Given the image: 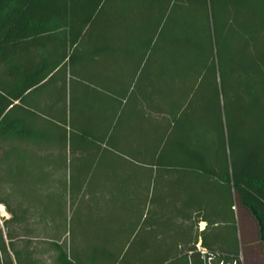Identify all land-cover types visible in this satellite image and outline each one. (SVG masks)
Instances as JSON below:
<instances>
[{
	"label": "rangeland",
	"instance_id": "1",
	"mask_svg": "<svg viewBox=\"0 0 264 264\" xmlns=\"http://www.w3.org/2000/svg\"><path fill=\"white\" fill-rule=\"evenodd\" d=\"M242 5L254 15L246 40L252 54L226 76L218 71L216 83L189 105L187 92L201 80L193 70L191 18L169 16L158 27L141 20L140 28L130 18L104 15L77 44L67 40L69 57L42 87L50 108L37 109L35 119L28 116L37 134L64 129L67 150L51 160L44 141H28L41 151L25 148L26 140L11 141L2 130L10 116L0 125V264H62L60 247L74 264H246L243 253L258 238L255 232L242 236L241 211L234 206L232 212L228 202L232 191L201 174L183 185L181 177H169L174 170L159 168L186 164L187 148L208 135L200 112L214 107L226 126V109L231 111L239 137L244 117L263 160L264 103L255 95L264 89L257 74L264 62L249 56L264 49V19L254 14H260L259 0ZM240 22L244 30L248 22ZM58 38L64 51V37ZM46 45L29 54L32 66L45 60L53 65L59 51ZM7 65L0 63L4 87L9 81L18 87L22 74L16 70L23 68L9 73ZM140 97L141 110L133 111ZM59 112L65 126H57ZM129 141L141 144V155ZM201 217L209 228L200 236L209 237L198 242Z\"/></svg>",
	"mask_w": 264,
	"mask_h": 264
},
{
	"label": "trees",
	"instance_id": "2",
	"mask_svg": "<svg viewBox=\"0 0 264 264\" xmlns=\"http://www.w3.org/2000/svg\"><path fill=\"white\" fill-rule=\"evenodd\" d=\"M243 1L245 0H0V63L9 64L6 66L8 72L23 68L21 71L16 70L22 76L17 93L12 99H19L24 103L26 91L46 82L69 57L67 40L70 41V46L77 44L83 33L100 17L130 18L131 21L138 22L141 28V20H144V25L153 23L158 27L166 18L175 15L178 19L191 18L193 22V70L197 76L201 75V80L187 92L185 103L189 105L196 96L199 101L202 88H209L214 81L216 83L218 71L226 76L230 70L243 66L242 60L246 54H252L246 40L248 41L249 30L252 29L248 26L254 23V15L242 5ZM259 1L262 6L260 14H254L263 20L264 0ZM242 18L248 22L244 30L241 28L243 23L240 22ZM58 35L64 37V51ZM42 38L45 41L42 42ZM46 42L57 48L58 56H55L53 65L47 66L46 60L40 63L35 61L36 65L32 68L31 61L34 60L29 58V54L36 47L47 48ZM259 49L262 51L260 55L253 54L249 58L256 57L264 62V49ZM257 74L264 86V65L258 69ZM255 96L260 103H264V89ZM0 97L1 125L9 116L10 110L7 109L13 104V100L2 94ZM208 112L209 109L206 108L200 112L204 118L203 123L207 122L206 138L197 140L194 148H187L184 166L167 164L166 168L174 170L182 178L183 185L195 183V178L192 177L201 174L214 178L218 184L232 191L231 201H228L231 202L230 209L233 212V207L236 206L252 216L258 228L259 240L264 245V157L261 160L260 154L254 150L259 144L256 145L254 135L245 126L244 117H241L243 136L239 137L238 125L234 121L236 118L231 111L226 109L225 112L227 126L226 123H220L218 108H211L210 113ZM8 129L9 124L2 127L4 132ZM47 130L45 134H48ZM248 134L252 137H248ZM222 195L225 199L226 193ZM224 207L229 210L226 205ZM60 250L61 263L74 264L61 247Z\"/></svg>",
	"mask_w": 264,
	"mask_h": 264
},
{
	"label": "crops",
	"instance_id": "3",
	"mask_svg": "<svg viewBox=\"0 0 264 264\" xmlns=\"http://www.w3.org/2000/svg\"><path fill=\"white\" fill-rule=\"evenodd\" d=\"M5 70L6 69L0 68V94L5 95L9 99L13 100V104H11L9 106V108L7 109V110H10L9 111L10 122H9V129L6 130L5 132H10L11 141L15 140L18 144L20 143V141L22 139L26 140L27 144H25V148H27V147L32 148V150L36 149V150L41 151V149L39 147H35L33 145V143H32V146H30L31 144H28V141L30 139L36 138L39 141H44V144L42 146L47 147L46 149H47L48 157H50L51 160H55V158H54L55 156L61 157L63 155L64 149L67 150V147L66 146L64 147L63 140H64V137L67 138L68 134H66L64 132V129H61L60 132L58 131L57 133H55V132H51L50 130H47L46 128H44L45 130L49 131L48 134H45V130L41 131L40 134H37L36 131L34 130V126H33L34 123L33 122L30 123L29 122L30 117H28L31 114L32 118L35 119V115H37V109H38V111H41L43 109L48 111V108H50V107H47L46 104L51 103L50 102L51 100L49 99V97L47 98V96L44 95V91L42 88L43 85L45 86V84L47 82H44L41 85L26 91V93L24 94V99H25L24 103H21L19 99H12L14 94L17 93V89H18L17 83L12 85V81H9L8 82V84H9L8 89H6V87H4V84H6V83H4L3 79L1 80V78L3 77L2 75L4 74ZM9 73H12V71H9ZM34 94H38V95L40 94L41 96H44V100L42 102L37 101L36 97H34L37 95H34ZM115 96L116 97H114V98H117V99L119 98L118 94H116ZM139 101H140L139 102L140 105H135L133 107L134 108L133 111L141 110V97H140ZM1 102H2V98L0 97V107L2 105ZM57 104H59V102ZM60 113L61 112L56 114L57 116L54 114L55 118H57V126L58 127L60 125L65 126V120H66V116L65 115L62 116ZM22 114H25V115L22 116ZM23 117H24V119L26 117L27 120L25 119V123L23 124L24 130L20 131V130H18V124H21V123H19V121L21 122L22 121L21 119H23ZM129 117H132V115ZM47 128H50V127H47ZM53 136L55 137V139L52 138ZM129 143H130V145H129L130 150L131 151L134 150V152H138L141 155V144H136L135 142L132 143L131 141H129ZM20 146L22 147V145H20ZM61 152H62V154H61ZM50 164L53 165L52 163H50ZM166 167L167 166H165V167L163 166V167H159V168H166ZM138 175H139V179L141 180V170L138 172ZM159 176H161V175H159ZM161 177H163V176H161ZM169 177L171 178V180L177 181V175H174V176L171 175ZM165 179H169V178L165 177ZM1 204L2 203L0 202V206H1ZM237 218H238V222L241 226L240 232L242 233V236H245L248 238L249 235H252L255 232L256 238H258L257 244L252 243L250 245L248 243L250 248L248 249V251H244V253H243V258H244V260L246 259V264H252L253 261L257 262V260L261 261L264 264V246H263V244H261V241L259 240L258 228L256 226L254 219L246 210L241 211L240 214L238 212ZM248 219L253 221V223L250 222L251 229L246 228V225H247L246 221H248ZM198 223L200 224V226H199L200 228L198 230L199 233L197 234V231H196V234H194V238L195 237L197 238L195 240H198V242L203 241V239L207 240L209 235L200 236V232H204L209 228V223L207 222V219L201 217L200 219H198ZM216 225H218V224L216 223ZM247 241L249 242L250 240L247 239Z\"/></svg>",
	"mask_w": 264,
	"mask_h": 264
}]
</instances>
